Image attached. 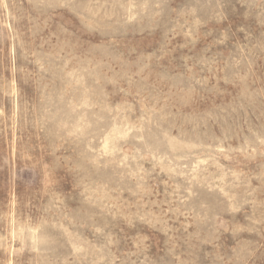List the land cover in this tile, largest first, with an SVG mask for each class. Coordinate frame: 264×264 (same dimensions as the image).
<instances>
[{
	"label": "rangeland",
	"instance_id": "rangeland-1",
	"mask_svg": "<svg viewBox=\"0 0 264 264\" xmlns=\"http://www.w3.org/2000/svg\"><path fill=\"white\" fill-rule=\"evenodd\" d=\"M0 264H264V0H0Z\"/></svg>",
	"mask_w": 264,
	"mask_h": 264
}]
</instances>
